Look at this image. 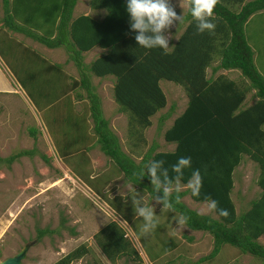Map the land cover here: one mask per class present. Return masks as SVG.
<instances>
[{
	"label": "trees",
	"instance_id": "1",
	"mask_svg": "<svg viewBox=\"0 0 264 264\" xmlns=\"http://www.w3.org/2000/svg\"><path fill=\"white\" fill-rule=\"evenodd\" d=\"M76 1L0 0L1 26L27 36L49 49L63 47L67 53L66 61L71 60L78 67L80 76L78 79H72L70 89L60 93L66 95L68 91L79 86L83 88L89 101L88 114L93 123L92 131L99 150L113 161L128 182L145 191L150 198L156 200V197H162L163 191H156L152 186L147 175L146 166L149 163L163 160L164 167L169 169V176L174 177L172 165L176 164L180 157L191 158V167L183 169L180 183L186 184L192 172L198 169L202 177L200 195L192 196L189 189L181 190L178 195L182 197L188 194L197 202L217 201L218 209L213 211L216 218L199 214L186 207L180 200L176 203L175 192L169 198L174 205V211H168L187 216V228L205 231L211 235L210 252L199 258L196 263L212 258L223 243L259 258L264 263V245L258 242V238L264 235V74L257 72L251 49L243 34V25L247 19L259 11H264V0H219L214 9L215 19L212 21L216 28L211 34L207 31L197 34L196 22L186 9L182 15L186 24L170 44L167 53L161 48L145 49L136 43V33L130 30L127 0H89L90 9L102 11L99 18L92 14L74 15ZM227 4L241 5L237 11H233ZM9 41L18 44L23 52L28 49L21 46V42L11 40L8 36H0V57L3 62L6 60L13 65L11 59L14 58L23 60V65L30 67L36 58L44 64L46 59L37 56L33 50H29V55L24 57H19L18 50H15L14 56L10 58L9 53L13 51L3 48L5 43L10 47ZM95 46L103 52L91 60L86 68L99 78L113 76L112 97L118 109L128 113L130 128V121L140 127L148 126V118L165 106L166 100L159 86L160 80L171 81L183 88L187 98L186 104L162 134L164 142L174 143L172 150L154 151L153 147H149L135 163L120 149L117 137L103 117L91 82L87 74L80 69L84 66L82 53ZM212 55L219 57V61L211 71L238 70L248 81V87L239 88L233 80L222 75L206 77L205 68L210 65ZM52 69H55L54 63L48 62L43 68L37 69L45 74L44 82ZM27 74L33 92L39 93L42 82L39 74ZM18 82L21 87H25L20 76ZM32 89L28 94H34ZM249 89H253L256 99L243 106L245 92ZM76 95L79 97V93L76 92ZM55 103L59 105L47 118H43L41 114L48 129L50 124L65 123L70 130H60L62 133L56 134L59 138H81L85 133L86 118L72 116L70 105L65 107L60 99ZM35 105V108L42 111L43 104L36 102ZM30 132L33 134L34 130ZM55 138L56 136L53 137ZM31 153V150H21L0 158V161L8 164L21 155ZM67 154L61 153L60 156ZM243 155H247L258 165L256 183L260 192L249 200L245 211L237 214L230 198L231 175ZM75 169L82 172L79 167ZM141 173H144L143 177L140 176ZM159 204L163 206L162 203ZM115 208L127 220L135 217L134 213L128 210L122 212L120 207ZM219 209H227L228 217L219 216ZM46 232V229L38 230V235L42 236ZM93 238L109 260L119 255H132L134 263L131 264H142L138 253L115 221L107 222ZM171 247L172 242L167 250L170 251ZM86 252L85 245H78L52 264H72Z\"/></svg>",
	"mask_w": 264,
	"mask_h": 264
},
{
	"label": "rangeland",
	"instance_id": "2",
	"mask_svg": "<svg viewBox=\"0 0 264 264\" xmlns=\"http://www.w3.org/2000/svg\"><path fill=\"white\" fill-rule=\"evenodd\" d=\"M170 2L175 5L178 15L186 12L187 8L179 6V3L182 5L183 0H170ZM240 5L227 4L233 11H237ZM73 12L74 15L92 14L96 18L102 15L101 10L90 9L89 0H77ZM1 16L0 5V36H8L11 40L21 42V46L28 48V52H23L18 44H13L11 41L8 42L10 47L6 43V45L3 44L4 50L7 51V48H10L9 50L13 51L9 53L10 58L14 56L15 50H18L19 57L27 56L29 50H33L37 56L46 60L42 64L39 59L34 58L27 71L36 76L39 74L42 81L39 93L33 92L28 74L23 72V60L12 58L13 65L6 60L4 62L10 67L9 71L19 72L25 84V87L21 88L26 96L20 91L11 94L0 92V158L21 150H31L32 153L21 155L8 164L0 161V259L14 255L26 246L25 255L19 264H52L78 245L83 244L87 252L72 264L134 263L132 255H119L109 260L93 238L94 234L107 222L115 221L138 253L142 264L146 259L152 260V264L263 263L259 258L242 253L236 247L226 243L220 245L218 252L212 258L196 263L199 258L210 252L211 235L205 231L191 230L186 225L183 229H178L175 220L180 215L177 212L169 213L145 191L128 182L113 161L103 155L97 146H94L95 150L92 148L93 153H88L91 161L87 158L86 165L88 164L87 167L92 171L91 182L96 185L98 191H92L82 183L81 179L73 175L74 164L82 168L83 162L80 158L86 157L85 153L77 152L73 157H67L65 161L59 159L51 148L50 138L53 139L57 133L61 134L60 130H70V127L65 123H54L50 124L48 129L42 116L47 118L59 105L55 102L60 99L65 107L70 105L72 116L86 118V123L88 122L86 129L91 127L92 121L88 114L89 101L83 88L79 86L75 90L68 91L66 95L60 93L70 89L72 79L79 78V69L71 60L66 61L67 53L63 47L49 49L27 36L6 29L1 26ZM185 24L184 21L176 22L172 28L163 32L166 37L170 36L169 46ZM243 34L251 49L253 64L257 72L263 75L264 11H259L247 19L243 25ZM101 52L103 50L97 46L83 52L82 66H84L80 69L87 74L92 91L99 99L103 117L107 120L109 129L117 137L120 149L135 163L149 147H153L154 151L172 150L174 144L164 142L162 134L186 104L187 98L183 88L171 81L160 80L159 86L165 96V106L149 117L148 126L140 127L137 123L130 121L132 123L130 128L128 113L120 111L117 103L112 102L111 99L113 76L98 78L86 68L91 59ZM212 56L210 65L205 68L206 77L222 75L233 80L239 88L248 87V81L238 70L211 71V68L219 61V57ZM46 61L54 63L55 69L47 74L44 82L45 74L38 70L47 64ZM31 89L34 94H28ZM76 92L79 93V97ZM253 93V89L245 92L243 106L255 101L256 97ZM36 102L43 104L42 111L35 108ZM57 124H59L58 129ZM30 130H34L33 134ZM81 137L83 139V135ZM79 145L81 143H77L74 147L77 149ZM258 174V165L247 155H243L233 169L230 198L237 214L245 211L249 206V200L258 195L256 183ZM186 185L187 183H181V190L187 189ZM133 199L141 200L140 206L147 204L154 208L158 223L156 229L150 234L142 232L143 219L137 216L135 205L132 203ZM180 201L199 214L216 218L214 212H208V202L194 201L188 194L180 197ZM115 207H120L122 212L128 210L134 213L135 217L127 220ZM44 229L47 232L42 236L38 235V230ZM170 242L173 243V247L168 251ZM258 242L264 245V235L258 238Z\"/></svg>",
	"mask_w": 264,
	"mask_h": 264
},
{
	"label": "clouds",
	"instance_id": "3",
	"mask_svg": "<svg viewBox=\"0 0 264 264\" xmlns=\"http://www.w3.org/2000/svg\"><path fill=\"white\" fill-rule=\"evenodd\" d=\"M218 3L219 0H183L182 5L179 3V6L189 10L196 22L197 34H202L205 31L211 34L216 28V24L212 21L215 19L214 9ZM126 10L130 16V30L136 33L134 37L136 43L145 49L161 48L167 53L170 36L166 37L162 33L172 28L176 22H183V16L177 14L175 5L170 0H127ZM164 163L163 160H154L149 163L146 166L147 175L150 177L154 189L163 191L162 197H156L157 203H162L164 209L174 211V205L169 198L175 192L177 193L175 201L179 203L178 193L181 191L180 182L183 177V169L191 167V158L180 157L177 163L172 165L171 170L175 173L174 177L169 176V169L164 167ZM140 176L143 177L144 173H141ZM186 188L191 191L192 196L200 195L202 177L198 169L192 172ZM132 203L135 205L137 216L143 219L142 232L150 234L156 229L158 223L154 208L147 204L140 206L141 200L139 199H133ZM207 209L208 212L216 211L218 202L209 200ZM218 214L225 218L229 215L227 209H219ZM175 221L178 225L177 228L183 229L188 217L180 215Z\"/></svg>",
	"mask_w": 264,
	"mask_h": 264
},
{
	"label": "crops",
	"instance_id": "4",
	"mask_svg": "<svg viewBox=\"0 0 264 264\" xmlns=\"http://www.w3.org/2000/svg\"><path fill=\"white\" fill-rule=\"evenodd\" d=\"M43 59L45 60V58H43ZM93 59H91V60H93ZM0 60H1V63H2V64L0 63V92H7V93L11 94V93H16L17 91H20V92L23 93V89L21 88V86L19 85V82H18V80H19V72L15 71V70L14 71H9L10 67L7 66L2 61L1 57H0ZM29 69H30V67L28 65H23V72L27 73V71ZM17 93H19V92H17ZM111 99H112V102H115L113 97H111ZM87 123L85 124V133L83 135V139H82V137L77 139V140H70L68 137L66 139H61L57 135H56L55 139H52L50 137L49 138H50V142H51V148L54 149V151H55V153H56V155H57V157L59 159H64V161H65L67 159V157H73L77 152L85 153L86 157H83L85 159L79 157L81 159V161L82 160L85 161V162L82 161L83 162L82 168H80L77 164H74V166L72 168V171L74 173L73 175H75L78 179H81L82 183L85 184V186L87 185V187H89L92 191L97 192L98 189H96L97 188L96 185L91 182L92 178H90L91 177L90 175H92L91 174L92 171L87 167L89 165L88 164L86 165V163H88L87 162V158L90 159V154H88V153H93V149L95 150L94 146H97V148L99 146L96 143V136H95L94 132L91 130V127L93 126V123H92V125H90L91 127L86 129V127L88 126ZM77 143H81V145H79L77 147V149H76L74 146H76ZM170 144H174V143L170 142ZM165 151H168V150H165ZM65 152H67L68 154L65 155V156H60L61 153H65ZM90 161H91V159H90ZM78 167L82 170V172L79 171L80 172L79 173V172L76 171L75 168H78ZM107 183H106V185H107ZM258 190L260 192L259 186H258ZM144 264H152V260L146 259V260H144Z\"/></svg>",
	"mask_w": 264,
	"mask_h": 264
},
{
	"label": "water",
	"instance_id": "5",
	"mask_svg": "<svg viewBox=\"0 0 264 264\" xmlns=\"http://www.w3.org/2000/svg\"><path fill=\"white\" fill-rule=\"evenodd\" d=\"M25 249H26V246L22 247V249L19 250L14 255H11V256H7L5 258H2L0 260V264H19L20 261H21V259L25 255Z\"/></svg>",
	"mask_w": 264,
	"mask_h": 264
},
{
	"label": "built area",
	"instance_id": "6",
	"mask_svg": "<svg viewBox=\"0 0 264 264\" xmlns=\"http://www.w3.org/2000/svg\"><path fill=\"white\" fill-rule=\"evenodd\" d=\"M1 260V259H0Z\"/></svg>",
	"mask_w": 264,
	"mask_h": 264
}]
</instances>
